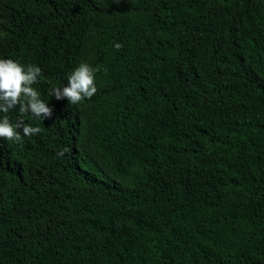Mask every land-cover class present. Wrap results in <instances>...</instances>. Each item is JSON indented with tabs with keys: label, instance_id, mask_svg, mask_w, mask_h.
I'll list each match as a JSON object with an SVG mask.
<instances>
[{
	"label": "trees",
	"instance_id": "16d2710c",
	"mask_svg": "<svg viewBox=\"0 0 264 264\" xmlns=\"http://www.w3.org/2000/svg\"><path fill=\"white\" fill-rule=\"evenodd\" d=\"M0 57L51 109L0 113V264H264V0H0Z\"/></svg>",
	"mask_w": 264,
	"mask_h": 264
},
{
	"label": "clouds",
	"instance_id": "9594fccd",
	"mask_svg": "<svg viewBox=\"0 0 264 264\" xmlns=\"http://www.w3.org/2000/svg\"><path fill=\"white\" fill-rule=\"evenodd\" d=\"M115 47L119 48L120 44ZM39 75L40 68L37 66H25L11 59L0 58V113H8L20 104L22 112H30L34 117L43 119L50 116V107L32 87ZM95 92L94 69L86 63H81L68 76L67 84L53 88L49 96L77 103L85 97H91ZM39 131L38 127L27 124L17 123L14 126L7 116L0 117V137L19 143L22 142L23 136L34 135Z\"/></svg>",
	"mask_w": 264,
	"mask_h": 264
},
{
	"label": "bare ground",
	"instance_id": "6f19581e",
	"mask_svg": "<svg viewBox=\"0 0 264 264\" xmlns=\"http://www.w3.org/2000/svg\"><path fill=\"white\" fill-rule=\"evenodd\" d=\"M0 58L11 59V60H13V61H16V62L20 63V60H18V59H14V58H11V57H0ZM20 64H21V63H20ZM22 65H25V66L34 65V66H37V67L40 68V66L34 64V62H33L32 60H30V59H29V60H28V59L23 60ZM34 85H35V86H34ZM34 85H32V87L35 88V89L38 91V93H39V95H40V98H41L44 102H46V99H47V98H46V95H45L44 93H41V92H40V75L38 76V78H37L36 82L34 83ZM55 88H56V87H55Z\"/></svg>",
	"mask_w": 264,
	"mask_h": 264
}]
</instances>
